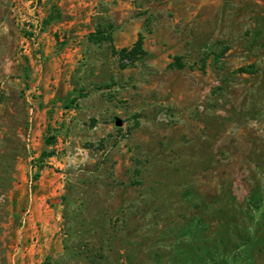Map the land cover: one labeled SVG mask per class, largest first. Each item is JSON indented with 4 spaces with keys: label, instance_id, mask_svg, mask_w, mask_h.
I'll list each match as a JSON object with an SVG mask.
<instances>
[{
    "label": "rangeland",
    "instance_id": "374dc122",
    "mask_svg": "<svg viewBox=\"0 0 264 264\" xmlns=\"http://www.w3.org/2000/svg\"><path fill=\"white\" fill-rule=\"evenodd\" d=\"M0 264H264V0H0Z\"/></svg>",
    "mask_w": 264,
    "mask_h": 264
},
{
    "label": "trees",
    "instance_id": "16d2710c",
    "mask_svg": "<svg viewBox=\"0 0 264 264\" xmlns=\"http://www.w3.org/2000/svg\"><path fill=\"white\" fill-rule=\"evenodd\" d=\"M128 52V57L130 58V62L135 61L136 59L142 57L144 55V49L142 46V39L141 37L138 38V40L132 45V47L127 50V49H122L121 53Z\"/></svg>",
    "mask_w": 264,
    "mask_h": 264
}]
</instances>
